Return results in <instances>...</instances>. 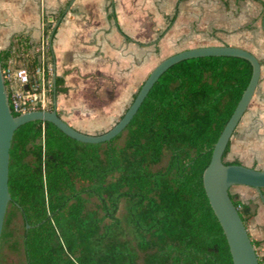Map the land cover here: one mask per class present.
Returning <instances> with one entry per match:
<instances>
[{
	"label": "trees",
	"instance_id": "1",
	"mask_svg": "<svg viewBox=\"0 0 264 264\" xmlns=\"http://www.w3.org/2000/svg\"><path fill=\"white\" fill-rule=\"evenodd\" d=\"M53 28H46V36ZM32 47L27 38H17L0 51L2 69L22 52L34 71L42 58ZM53 63L48 46L49 79ZM252 71L250 62L234 57L177 63L153 86L126 129L104 143L78 142L44 121L19 127L10 149L12 200L0 259L5 245L17 248L12 225L20 215L26 264H233L203 173ZM55 92H67L60 77L52 102ZM230 149L231 141L224 163L243 164L226 160ZM231 198L247 226L255 213Z\"/></svg>",
	"mask_w": 264,
	"mask_h": 264
},
{
	"label": "crops",
	"instance_id": "2",
	"mask_svg": "<svg viewBox=\"0 0 264 264\" xmlns=\"http://www.w3.org/2000/svg\"><path fill=\"white\" fill-rule=\"evenodd\" d=\"M221 2L226 9V0ZM168 4L176 10L172 22L180 4L211 9L210 0H170ZM244 4L255 10L260 5L263 20L264 0H235L233 8L241 10ZM147 9L148 0H0V51L8 50L19 37L27 38L33 52L47 42L54 55L53 75L62 78L67 88L66 93L57 94L58 113L75 129L95 135L82 124L100 123L103 129L120 120L140 88L141 76L146 75L148 52H156L157 40L152 37L159 33L162 38V21L157 26L156 20H149ZM50 25L54 27L52 46V33L46 36ZM228 155L231 161L237 159L232 140ZM237 187L233 195L255 213L246 228L264 264V202L254 188Z\"/></svg>",
	"mask_w": 264,
	"mask_h": 264
},
{
	"label": "water",
	"instance_id": "3",
	"mask_svg": "<svg viewBox=\"0 0 264 264\" xmlns=\"http://www.w3.org/2000/svg\"><path fill=\"white\" fill-rule=\"evenodd\" d=\"M262 28L264 31V14ZM53 35L54 30L50 38V46H52ZM203 57H234L244 59L252 65L253 71L249 85L213 148L211 161L203 173V186L227 239L233 264H260L256 247L253 245L239 210L231 198L230 191L233 186L254 188L264 202V169L244 164L226 165L223 155L259 89L262 65L250 51L230 45L187 49L160 62L141 85L135 99L120 120L112 128L99 135L87 134L70 126L58 114L56 92L53 110H37L15 117L11 110L0 60V240L8 205L12 200L9 192L10 149L14 134L19 127L29 122L44 121L52 123L65 135L81 143L99 144L111 141L126 129L153 86L168 69L182 61ZM53 79L55 83L56 75H53Z\"/></svg>",
	"mask_w": 264,
	"mask_h": 264
},
{
	"label": "rangeland",
	"instance_id": "4",
	"mask_svg": "<svg viewBox=\"0 0 264 264\" xmlns=\"http://www.w3.org/2000/svg\"><path fill=\"white\" fill-rule=\"evenodd\" d=\"M169 1L148 0L147 17L149 20H156L157 26L159 21H162V38L160 39L161 34L159 33L152 37L153 41L157 40L156 52H148L147 72L146 75L141 76L139 87L152 70L166 58L187 49L227 45L228 42H234L236 47L248 48V51L253 53L264 67V32L261 26L260 5L257 10L251 4H244L241 10H235L233 8L235 0H226V9L221 2L225 0H210L211 9L206 10L202 4L187 8L184 4H180L177 17L172 22L176 10L174 6L168 4ZM241 14L244 19L241 18ZM232 18L233 20H231ZM251 23L253 29H246L245 26ZM153 41L150 42L153 43ZM131 102L132 99L130 104ZM116 123L104 125L107 127L103 129H99L100 123L91 126L82 124V127L99 135ZM124 137L125 133L119 143L123 142ZM231 140L232 150L237 154L238 160L250 165L254 164L257 168H264V80L260 82L259 89ZM226 160L231 161V156L228 155ZM236 188L238 187L231 188L232 194H236ZM236 199L238 200V198ZM12 229L17 248L12 249L5 245L1 251L0 264H26L21 241L23 223L20 215L15 219Z\"/></svg>",
	"mask_w": 264,
	"mask_h": 264
},
{
	"label": "built area",
	"instance_id": "5",
	"mask_svg": "<svg viewBox=\"0 0 264 264\" xmlns=\"http://www.w3.org/2000/svg\"><path fill=\"white\" fill-rule=\"evenodd\" d=\"M47 47L48 44L45 42L39 49L41 64L34 71L29 70L24 61L28 55L22 52L10 58L6 69L3 70L11 110L19 115L37 110L50 111V106L54 104L50 97L54 79L47 78L44 66Z\"/></svg>",
	"mask_w": 264,
	"mask_h": 264
},
{
	"label": "flooded vegetation",
	"instance_id": "6",
	"mask_svg": "<svg viewBox=\"0 0 264 264\" xmlns=\"http://www.w3.org/2000/svg\"><path fill=\"white\" fill-rule=\"evenodd\" d=\"M230 193H231V191H230ZM232 194V193H231Z\"/></svg>",
	"mask_w": 264,
	"mask_h": 264
}]
</instances>
